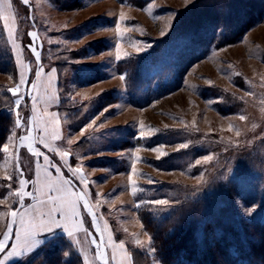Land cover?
I'll return each instance as SVG.
<instances>
[{"label":"rangeland","instance_id":"374dc122","mask_svg":"<svg viewBox=\"0 0 264 264\" xmlns=\"http://www.w3.org/2000/svg\"><path fill=\"white\" fill-rule=\"evenodd\" d=\"M59 1L29 0L25 5L12 0L15 21L10 18L7 28L0 24V114L15 121L19 113L26 119L35 96L38 124L32 135H42L39 128L53 119L52 113L59 114L60 123L53 126L62 140L49 142L69 153L62 173L88 193L105 240L111 234L124 243L123 251L117 249V262L134 264L135 251L142 264H155L139 216L147 204H137L157 199L171 202L150 207L161 222L197 211L200 247L209 238L206 224L213 222L215 237L223 235L222 226L231 225L247 246L263 250L264 0ZM66 3L71 9L64 8ZM117 26L127 31L117 33ZM32 31L37 33L39 65L27 47ZM21 78L26 83L14 95L10 90ZM53 94L58 103H52ZM23 134V124L13 125L1 149L0 237L18 207L20 171L35 179L37 161L43 170L42 157L27 150L30 142L20 143ZM184 143L187 148L178 147ZM33 146L60 160V154L38 142ZM154 148L159 151L149 150ZM176 155V166L167 167ZM76 168L81 171L74 175ZM25 190L35 193L31 184ZM237 198L245 206L260 207L244 216ZM24 203L33 201L25 197ZM84 215L89 227L91 217ZM90 231L98 235L95 228ZM137 239L144 245H137ZM81 248L95 256L88 240L81 241ZM34 254L16 264H27ZM241 261L247 264L245 256Z\"/></svg>","mask_w":264,"mask_h":264},{"label":"snow or ice","instance_id":"6c2138e0","mask_svg":"<svg viewBox=\"0 0 264 264\" xmlns=\"http://www.w3.org/2000/svg\"><path fill=\"white\" fill-rule=\"evenodd\" d=\"M25 5L29 4V0H22ZM12 0H0V24H3L5 28L8 27V21L10 18L15 21V16L12 11ZM150 10V9H148ZM170 15H175L171 13ZM121 20L124 19L123 15L120 17ZM220 24L217 23V30L220 29ZM103 30V29H102ZM117 33H122L127 31L126 28L121 29L119 26L116 27ZM32 38V42L27 46L28 49L34 54L35 62L37 65L40 64V51H38V45L36 41L37 33L32 31L29 33ZM122 38V37H121ZM76 42H79L78 40ZM115 59L118 61L122 59V55L119 47L116 49ZM53 75L55 74V69L51 70ZM43 68H39L35 72V78L39 80ZM121 80L125 79V75L121 74L119 76ZM26 81L21 78L16 89H11L10 91L13 94H17L20 87L25 85ZM32 88H36L35 84L31 85ZM74 99V97H73ZM33 103L31 106V113L25 119L17 113V119L14 121V127L20 128L23 124L24 134L20 137V143L23 144L25 140H28L30 143L28 145V152L34 155L35 157H42L43 162V175L41 174L40 161H37V165L34 171L35 179L25 178L24 171L21 170L18 177L19 190L16 195L18 196V207L15 210L10 212L11 220L7 225V230L2 237H0V264H8L9 261H12L15 258H24L26 255L34 252L37 248L42 245L48 244L50 242L56 241L63 235L69 242L72 247L77 251L83 253V264H113L117 262V249L123 251L125 245L123 242H117L113 240L111 234H109L107 240L104 238V230L100 229L99 224L96 223L98 216L94 211L92 204L88 199V193L84 191H76L72 185L71 181L64 178L62 173V166L67 165L68 161L64 157L68 156V152H60L53 143L49 141L62 140L61 132L58 127L53 125H59V114L52 113L53 119L44 122V126L39 128V132L42 135H32V132L37 129L34 125L38 124L36 118V97H32ZM59 97L53 94L52 103H58ZM19 101H17V105ZM244 119L243 116L240 117ZM95 117L89 124L80 130V134L83 135L95 122ZM53 126L51 132L49 127ZM239 134V133H237ZM143 135V133H141ZM38 142L43 145L45 149L50 153L60 154V160L56 161L55 156L50 157L45 152L39 150L33 145ZM70 142V138H69ZM179 148H187L186 143L180 144ZM2 148V145H0ZM150 151H159V148L149 149ZM3 152H7V148H3ZM211 159V157H208ZM53 170L55 173L60 174V178L57 179L53 176ZM73 174L76 175L80 173V169H73ZM135 170L133 169V172ZM131 175V173L129 174ZM11 179V177H8ZM81 181L84 180L82 175L79 176ZM233 179L239 182L240 178L233 176ZM135 183V181H133ZM31 184L35 189L33 191H26V187ZM133 193L136 192V188L131 189ZM98 195V194H97ZM25 197H28L33 201L30 205L24 203ZM140 203L151 204V205H163L169 206L170 201L166 199H157L151 201H142L138 202L137 206ZM236 203L238 207L241 208L242 214L247 217H251L253 211L260 205H251L245 206L237 198ZM84 213H87L88 217H91L92 224L89 227H85V216ZM13 226H16L15 234H13ZM143 227V225H141ZM90 228H95L97 236L93 237V233L90 231ZM107 229V225H105ZM147 235V233H145ZM89 237H93L89 240ZM14 239L13 244H9V241ZM88 240L89 243L95 245V256L90 257L86 250L81 248V241ZM137 245L143 246L144 241L137 239L135 241ZM150 253H156L157 249L154 246L153 239L149 236L148 239ZM111 248V253L108 251V247ZM68 253H64V264H68ZM127 257V253H125ZM117 264H123V262H117ZM131 264V261H129ZM155 264H162L160 260H156Z\"/></svg>","mask_w":264,"mask_h":264},{"label":"trees","instance_id":"16d2710c","mask_svg":"<svg viewBox=\"0 0 264 264\" xmlns=\"http://www.w3.org/2000/svg\"><path fill=\"white\" fill-rule=\"evenodd\" d=\"M55 2L60 4L59 0ZM199 2L201 3L202 0ZM71 6L64 4L66 9H71ZM191 13L192 11L188 12V14ZM13 122L10 114L4 112L0 114V145L3 146L5 138L10 134ZM176 158L178 159L179 156H174L172 162L166 161V166H176L173 161ZM150 207L153 205L147 204L145 208L140 209L139 216L145 231L152 237L157 249L154 255L162 264H241L244 256L247 264H257L256 255L259 256L258 263L264 264V249L258 251L253 244L247 246L245 240L236 234V227L234 230L231 225L222 226L224 227L223 235L217 238L214 223L208 222L205 233L209 234V238L205 239L203 246L200 247L195 234L197 230L195 224L198 219L196 210L188 215L181 213L180 219L170 215L161 222L153 217ZM65 252L69 254L68 264H83L81 254L65 237L61 236L58 240L45 244L27 264H64ZM138 254L140 253L135 251L132 253L134 264H142L139 262Z\"/></svg>","mask_w":264,"mask_h":264},{"label":"crops","instance_id":"0c3cea01","mask_svg":"<svg viewBox=\"0 0 264 264\" xmlns=\"http://www.w3.org/2000/svg\"><path fill=\"white\" fill-rule=\"evenodd\" d=\"M50 171H52V170H50ZM41 174L43 175V170H41ZM53 176H55L57 179L60 178L59 175H55L54 173H53ZM64 178H65V179H68V178L65 177V176H64ZM71 185H72V187H73L76 191L79 192V190L77 189L76 186H74L72 183H71ZM84 216H85V215H84ZM85 227H87V226H86V222H85ZM61 237H64V236L61 235ZM13 243H14V241L12 242V244H13ZM43 246H44V245L40 246V247L37 248L34 252H32V253L26 255L24 258L30 257L32 254L38 252ZM24 258H22V259H21V258H15V259H13L12 261H9L8 264H16L17 262H19L20 260H23Z\"/></svg>","mask_w":264,"mask_h":264}]
</instances>
